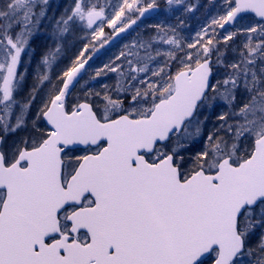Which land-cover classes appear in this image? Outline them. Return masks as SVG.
<instances>
[{"label":"snow or ice","instance_id":"1","mask_svg":"<svg viewBox=\"0 0 264 264\" xmlns=\"http://www.w3.org/2000/svg\"><path fill=\"white\" fill-rule=\"evenodd\" d=\"M49 7L0 0V264H264V0H221L188 50L155 25L96 72L114 86L82 94L88 44L49 75L67 38L119 36L158 5ZM45 21L55 47L25 95Z\"/></svg>","mask_w":264,"mask_h":264},{"label":"rangeland","instance_id":"2","mask_svg":"<svg viewBox=\"0 0 264 264\" xmlns=\"http://www.w3.org/2000/svg\"><path fill=\"white\" fill-rule=\"evenodd\" d=\"M156 2H157V0H156ZM205 2L210 5L209 9H208V7H206V10H205V13H207L206 14V17H207L206 23L207 24L204 26H200V28L198 29V32H199V31H201L202 28L208 27L210 25L211 19L219 14V5L221 3V0H184L182 3L173 5L171 7L168 5V7L165 8L162 11V13L163 12H170V11H180L182 9H187L188 6H191L192 11H189V12L191 15H195V14H197L198 10L200 9V6L202 4H205ZM68 3H69V0H50V7L48 10V15L56 13V16L58 17L60 15V13L63 12L65 6ZM217 5H218V7H216ZM245 23H247L246 20L241 22V24H245ZM44 24H46V21L44 22ZM155 25H156L155 23H151V24L140 23V25H139L140 27L137 30L132 32L129 36L124 37L123 38L124 40H121L123 42H121L120 44L117 43L116 46L113 49H111V51L104 57V60L101 64L105 65V64H109L111 61H114L115 57L117 55H119L122 50L126 51L125 45H130L135 40H139L141 38L147 39L151 36H155L157 31H158L154 27ZM212 27L215 28L217 34H219V35L224 34V32H221L219 30L218 25H212ZM45 28L46 27H43L33 38L32 49H34V51L32 53H30L31 63L28 64V68H29V75L28 76H30V77H31V75H30L31 73L35 74L36 69H37V65L40 62L41 55L47 49L55 47V42L51 37V31H49ZM198 32H196L194 34V37L196 36V34ZM107 33L108 32H104L103 36H98V37L92 35V41H94V46H95V47L92 46L89 50V51H91L90 54L92 56V59L95 55H97L98 52L102 53V50L105 49L107 43L115 37V34L113 33L112 29H111V33H113V35L109 34L107 36ZM78 36H80V32L76 33L75 35L69 36L67 38V40L63 43L62 46H66L68 49L72 48L74 43L71 41H73V39L77 38ZM105 37H107L108 42L105 43L103 45V47H100L101 41L105 40ZM83 39H85V37H83ZM75 41H76V39H75ZM89 41H91V40H89ZM229 43H231V41H229ZM221 46H223V45H221ZM164 47H166V46H164ZM25 61L27 63V61H28L27 57L25 58ZM115 62L119 63V61H115ZM60 63H61V55L55 61V63L52 66V69L49 71V75H50L51 79L53 80V82H56V76L60 72L59 70H63L61 68ZM104 65H103V67H104ZM100 69H102V68H100ZM41 70H43V69L41 68ZM91 70H98V69H91ZM87 73H85L83 75V77L85 78V82L81 83L80 85H77L76 94H82L84 91V88L91 89L93 91L103 92L104 91V88H103L104 84H107L109 86H114L116 83V73L107 72V70H105V72H102L96 78V81H97L96 85L93 83L94 80L92 79L93 72L90 71L89 74H87ZM217 78H219V74H217ZM88 79H90V81H88ZM214 83H215V81H214ZM32 84L33 83H31L30 85H32ZM28 86H29V81L27 78L25 89H24L25 95H27ZM221 110H225V107L222 104H218L216 107V111L218 112ZM212 122L213 123L215 122L214 116L212 117ZM209 127H211V124H209ZM197 147H198V145H197Z\"/></svg>","mask_w":264,"mask_h":264},{"label":"trees","instance_id":"3","mask_svg":"<svg viewBox=\"0 0 264 264\" xmlns=\"http://www.w3.org/2000/svg\"><path fill=\"white\" fill-rule=\"evenodd\" d=\"M111 3L115 4L117 3V0H111ZM156 3L162 8V11L168 7L166 0H157ZM209 6L210 5L205 2V4H202L200 6V9L195 15H191L187 9H182L180 11L163 12V13L161 11V14L159 16L153 18L151 21H144L142 23H147V24L155 23L156 25L163 23L164 25L175 26L177 30L179 31L180 35L184 38L185 50H188L187 42L194 40L196 38V36L194 37V34L198 32V29L200 28V26H204L207 24L206 23L207 13H205V10H206V7H208L209 9ZM216 7H218V5ZM53 15L56 16V13L50 14L48 16L52 17ZM44 27H46L45 29L51 31V29L48 27L47 22L46 24H44ZM104 32H108L107 36L109 34L113 35V33H111V29L108 28L107 25L104 27ZM83 37H85V39H83ZM105 39H107V37H105ZM89 40H91V44L88 43ZM121 40H124V39L122 38ZM121 40L118 42L119 44L123 42ZM71 42L74 43L73 47L70 48L71 50L68 49L66 46H62L63 51L61 53V63H60L62 69L66 68L70 64L71 60L75 58V56L78 54V52L82 49V47L85 44H88V52L86 53V55L91 53V51L89 50L94 45V41H92V34L90 32H88L87 34L80 33V36H78L77 38H74L73 41ZM114 47H112L111 49H113ZM111 49L102 50V53L100 54V56L95 55L93 59H91V61L89 60L88 63L91 64L90 70L91 69L99 70L100 68H103L104 64H101V63L103 62L104 57L111 51Z\"/></svg>","mask_w":264,"mask_h":264},{"label":"water","instance_id":"4","mask_svg":"<svg viewBox=\"0 0 264 264\" xmlns=\"http://www.w3.org/2000/svg\"><path fill=\"white\" fill-rule=\"evenodd\" d=\"M160 7L158 6L157 9L153 10L150 9L149 12L145 13V17H142L140 20L137 21L136 25H133L131 28L127 29L126 32L121 33L119 36H115L107 45H106V49H109L116 41H118L120 38L127 36L128 34H130L131 32H133L134 30H136V28L139 25V21H143V20H150L152 18H154L155 16H157L160 12ZM227 27V26H226ZM220 29V28H219ZM221 31H224L223 29H220ZM87 67V65L85 66Z\"/></svg>","mask_w":264,"mask_h":264},{"label":"flooded vegetation","instance_id":"5","mask_svg":"<svg viewBox=\"0 0 264 264\" xmlns=\"http://www.w3.org/2000/svg\"><path fill=\"white\" fill-rule=\"evenodd\" d=\"M246 21H247V20H246ZM241 22H242V21H241ZM92 63H93V61H92ZM90 67H91V64L88 63V65H87V67H86L87 71H86L85 73L88 72L87 74H89L90 71L93 72L92 79L94 80L93 83L96 85V83H97L96 78L98 77V76H96V72H97L98 70H90ZM61 71H62V70H61ZM61 71H60V72H61ZM85 73H84V74H85ZM30 75H31V77H30V76L27 77V78H28V81H29L28 89L31 87L30 84L34 82V74L31 73ZM89 78H90V77H89ZM88 81H90V79H88ZM84 82H85V78L83 77V79L81 80L80 84H81V83H84Z\"/></svg>","mask_w":264,"mask_h":264}]
</instances>
